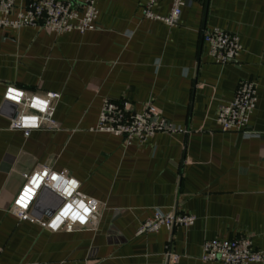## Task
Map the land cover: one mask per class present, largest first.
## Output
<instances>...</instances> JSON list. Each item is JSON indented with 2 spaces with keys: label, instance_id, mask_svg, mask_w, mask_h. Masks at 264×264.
Segmentation results:
<instances>
[{
  "label": "crops",
  "instance_id": "crops-1",
  "mask_svg": "<svg viewBox=\"0 0 264 264\" xmlns=\"http://www.w3.org/2000/svg\"><path fill=\"white\" fill-rule=\"evenodd\" d=\"M144 3L97 0V28L84 34L0 31V264H167L169 248L178 256L172 264H225L204 262L203 244L245 235L264 249V0H188L175 27L144 18ZM171 9V0L154 7L162 16ZM215 27L239 35L237 60L212 58L204 31ZM245 80L258 86L257 108L245 132L225 131L219 108ZM9 86L59 93L60 129H11ZM107 98L128 103L127 115L152 105L189 132L129 144L92 131ZM38 165L75 178L105 204L96 228L53 231L46 215L33 222L13 213ZM174 208L194 214L195 224L137 235L156 210Z\"/></svg>",
  "mask_w": 264,
  "mask_h": 264
},
{
  "label": "built area",
  "instance_id": "built-area-1",
  "mask_svg": "<svg viewBox=\"0 0 264 264\" xmlns=\"http://www.w3.org/2000/svg\"><path fill=\"white\" fill-rule=\"evenodd\" d=\"M158 1L145 0L143 17L163 21L171 27L178 26L188 0H171L172 9L168 16L154 11ZM98 17L97 0H30L22 8L16 7V0H0V31L35 27L58 34L72 31L84 34L97 28ZM204 40L209 45L212 58L219 64L225 65L237 60L243 51L239 35L219 27L205 30ZM60 97L57 92L28 93L17 86H9L5 99L17 105V115L13 118L10 128L25 130L27 136L31 131L43 128L59 130L60 124L54 117ZM258 100L257 84L253 80L242 81L235 98L220 106L218 122L225 131L245 132L257 108ZM129 108L128 103L120 105L105 99L98 123L92 131L123 137L129 144L134 140L144 142L158 133L189 132L159 118L152 105L146 106L142 112L127 115ZM44 188L61 198L57 209L44 222L46 227L58 231L61 228L71 229L76 226H98L105 204L81 192L80 183L75 178L44 165L37 166L11 208L20 220H37L31 208ZM196 220L194 214L180 212L176 208L169 212L156 210L153 216L141 224L137 235L155 233L164 227H191ZM177 257L170 248L167 250V264H172ZM201 259L204 262L220 261L225 264H264V249H255L252 238L246 235L232 239H213L203 244Z\"/></svg>",
  "mask_w": 264,
  "mask_h": 264
},
{
  "label": "water",
  "instance_id": "water-1",
  "mask_svg": "<svg viewBox=\"0 0 264 264\" xmlns=\"http://www.w3.org/2000/svg\"><path fill=\"white\" fill-rule=\"evenodd\" d=\"M60 201L61 198L56 193L50 191L48 188H44L37 199L33 215L38 217L40 215H46L50 217L61 203ZM53 202L55 204L54 207L50 206V204L53 205Z\"/></svg>",
  "mask_w": 264,
  "mask_h": 264
}]
</instances>
